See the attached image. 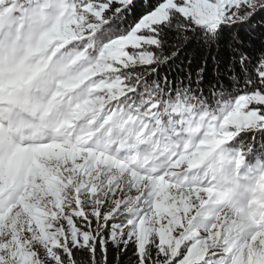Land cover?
Instances as JSON below:
<instances>
[{"label":"snow or ice","instance_id":"1","mask_svg":"<svg viewBox=\"0 0 264 264\" xmlns=\"http://www.w3.org/2000/svg\"><path fill=\"white\" fill-rule=\"evenodd\" d=\"M0 264H264V0H0Z\"/></svg>","mask_w":264,"mask_h":264},{"label":"trees","instance_id":"2","mask_svg":"<svg viewBox=\"0 0 264 264\" xmlns=\"http://www.w3.org/2000/svg\"><path fill=\"white\" fill-rule=\"evenodd\" d=\"M161 75H163V73H161Z\"/></svg>","mask_w":264,"mask_h":264}]
</instances>
